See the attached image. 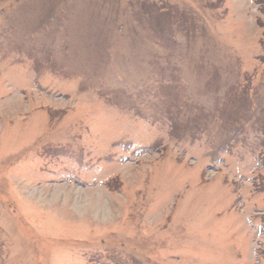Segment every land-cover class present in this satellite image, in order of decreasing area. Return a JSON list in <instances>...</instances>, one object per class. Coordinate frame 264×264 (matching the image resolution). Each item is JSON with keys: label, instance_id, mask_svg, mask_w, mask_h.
<instances>
[{"label": "rangeland", "instance_id": "rangeland-1", "mask_svg": "<svg viewBox=\"0 0 264 264\" xmlns=\"http://www.w3.org/2000/svg\"><path fill=\"white\" fill-rule=\"evenodd\" d=\"M0 264H264V0H0Z\"/></svg>", "mask_w": 264, "mask_h": 264}]
</instances>
